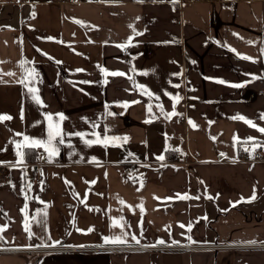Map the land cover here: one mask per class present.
<instances>
[{"label":"crops","instance_id":"crops-1","mask_svg":"<svg viewBox=\"0 0 264 264\" xmlns=\"http://www.w3.org/2000/svg\"><path fill=\"white\" fill-rule=\"evenodd\" d=\"M0 115V249L67 248L0 264H264L145 248L264 243V0H0Z\"/></svg>","mask_w":264,"mask_h":264},{"label":"built area","instance_id":"built-area-1","mask_svg":"<svg viewBox=\"0 0 264 264\" xmlns=\"http://www.w3.org/2000/svg\"><path fill=\"white\" fill-rule=\"evenodd\" d=\"M247 149V151H245ZM38 156L42 154V148H36ZM239 158L244 161H261L264 160V143H253L241 146L239 149ZM125 173L131 176L135 174V165L131 164L125 169ZM7 180V171L5 167L0 166V183H4ZM35 181L42 180V175L37 173L34 178ZM263 247L264 243H249V244H207V245H168V246H149L145 248L150 249H173V250H228V249H249ZM144 248V247H139ZM67 248H51V247H35L27 249H0V253L9 252H52L58 250H65ZM72 250L83 249V250H101V249H128L125 247H86V248H70Z\"/></svg>","mask_w":264,"mask_h":264},{"label":"snow or ice","instance_id":"snow-or-ice-1","mask_svg":"<svg viewBox=\"0 0 264 264\" xmlns=\"http://www.w3.org/2000/svg\"><path fill=\"white\" fill-rule=\"evenodd\" d=\"M34 15V14H33ZM77 23H83V22H80V21H77ZM244 59H251L249 57H243ZM102 72L105 73V75H124L123 73H108L105 69H101ZM9 75H12V73H9ZM221 83H223V81H221ZM27 86V85H26ZM234 87H240L241 85H233ZM29 91H34L33 89L29 88ZM149 95H151L149 93ZM35 98V97H34ZM177 102L179 101L180 97L177 96L174 98ZM125 107H127V105H125ZM162 110V109H161ZM262 118H264V116H262ZM11 117L10 116H7V115H0V121H4V120H10ZM50 119V118H49ZM61 119H63V117H61ZM240 119H244V122L249 124V126H252V127H255V125L252 124L251 121H248L246 120L245 118L243 117H240ZM191 123V121H190ZM193 127H195V125L193 124ZM258 131H260L261 133H264V128H260V129H257ZM79 135V134H78ZM61 137V142H63L62 140V134L59 132L58 128H57V131L56 132H53L52 131V126L50 125L49 127V133H48V141H47V144L44 145V142L42 141H39V140H29L28 137H24L25 141H27V144L25 146H32V147H40V146H45V149L46 150H49L50 149V152L49 154L52 155L55 153L56 149L54 147H52V143H53V140L56 139V137ZM236 142H239L238 138H234ZM249 141H251V138H249ZM97 142H101V143H106L107 142V138H105L104 141H100L99 138H97ZM85 143H91L90 141H85ZM247 143V142H245ZM21 147V145L17 144V148L19 149ZM245 151H247V149H245ZM17 155L21 157V160H22V157H23V153L22 152H17ZM160 160H163L164 157L163 156H160L159 157ZM186 198V197H184ZM252 199H255V196L253 195ZM248 202H251V201H248ZM121 203H123L121 201ZM235 206V205H233ZM141 211H143V209L141 208ZM180 227H184V225H180ZM27 227H26V231H27ZM4 231L3 228H0V232ZM91 231V229L89 230ZM188 231H191V226L189 225L188 226ZM29 238H31V232H29ZM133 239H135V237H133ZM137 243H139V241L137 240L136 241ZM59 243V242H57ZM104 243L105 244H108V243H113V244H124L126 243V240L123 239L122 237H114V238H108V237H105L104 238ZM159 243L163 244L164 241H160Z\"/></svg>","mask_w":264,"mask_h":264},{"label":"trees","instance_id":"trees-1","mask_svg":"<svg viewBox=\"0 0 264 264\" xmlns=\"http://www.w3.org/2000/svg\"><path fill=\"white\" fill-rule=\"evenodd\" d=\"M25 154H26L27 157H29V154H31V149L26 148L25 149ZM168 154H169V152H168Z\"/></svg>","mask_w":264,"mask_h":264}]
</instances>
